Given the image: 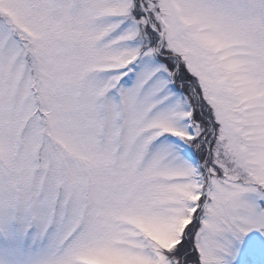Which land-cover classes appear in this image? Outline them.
<instances>
[{"label":"snow or ice","instance_id":"1","mask_svg":"<svg viewBox=\"0 0 264 264\" xmlns=\"http://www.w3.org/2000/svg\"><path fill=\"white\" fill-rule=\"evenodd\" d=\"M0 264H264V0H0Z\"/></svg>","mask_w":264,"mask_h":264}]
</instances>
